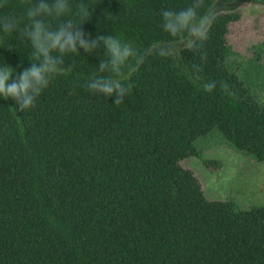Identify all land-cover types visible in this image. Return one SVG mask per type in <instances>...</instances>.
Instances as JSON below:
<instances>
[{
    "label": "trees",
    "instance_id": "trees-1",
    "mask_svg": "<svg viewBox=\"0 0 264 264\" xmlns=\"http://www.w3.org/2000/svg\"><path fill=\"white\" fill-rule=\"evenodd\" d=\"M240 1L205 0L200 13L214 22L204 63L161 27L162 10L192 0H69L68 16L46 18L53 28L79 22L75 13L86 3V38L116 35L151 51L120 105L85 86L102 45L66 55L72 72L55 77L34 108L14 115L15 102L0 97V264H264V206L210 200L182 166L191 157L220 163L197 146L216 128L264 162V103L228 63ZM36 2L6 0L0 18L15 16L23 27ZM165 45H175L181 61L155 53ZM31 52L18 32L0 28V65L15 69L13 79L30 66ZM191 64L217 82L212 92L187 78L182 69Z\"/></svg>",
    "mask_w": 264,
    "mask_h": 264
},
{
    "label": "clouds",
    "instance_id": "clouds-1",
    "mask_svg": "<svg viewBox=\"0 0 264 264\" xmlns=\"http://www.w3.org/2000/svg\"><path fill=\"white\" fill-rule=\"evenodd\" d=\"M5 3L6 0H0V8ZM204 7L205 0H192L179 11L169 8L161 12L163 31L182 45L184 50L199 54L201 63L207 61V53L202 49L209 39V30L214 22L212 14L200 13ZM70 12L69 0H38L34 4L29 3L27 23L23 27L21 20L15 16L0 18V28L5 34L18 32L20 38L27 39L32 48L28 57L30 66L17 73L14 79L15 69L8 64L0 65V97L11 98L15 102L16 107L10 109L14 115L34 108L37 98L55 77L72 72V64L64 66L66 55L78 54L81 49L91 55L98 52L101 45L105 49L103 59L96 67L97 72L89 75L85 86L93 94L115 96V105L123 104L125 97H128L132 86L127 81L143 65L151 49L142 52L116 35H97L95 38L88 35L86 38L80 27L92 15L86 3H80L75 13L79 22L66 19L55 28L46 22V18L60 20ZM155 53L163 58L182 59L175 45L160 46L155 49ZM182 70L198 89L209 93L215 89L217 82L205 81L200 75V65H185ZM220 86L224 89L228 87L224 82H220Z\"/></svg>",
    "mask_w": 264,
    "mask_h": 264
},
{
    "label": "rangeland",
    "instance_id": "rangeland-1",
    "mask_svg": "<svg viewBox=\"0 0 264 264\" xmlns=\"http://www.w3.org/2000/svg\"><path fill=\"white\" fill-rule=\"evenodd\" d=\"M234 8L242 19L231 25L228 63L251 83L264 103V4L244 0ZM197 146L205 159L220 162L206 166L195 157L182 161L200 181L208 199L232 201L242 210L264 206V162L236 149L217 128Z\"/></svg>",
    "mask_w": 264,
    "mask_h": 264
},
{
    "label": "water",
    "instance_id": "water-1",
    "mask_svg": "<svg viewBox=\"0 0 264 264\" xmlns=\"http://www.w3.org/2000/svg\"><path fill=\"white\" fill-rule=\"evenodd\" d=\"M249 1V0H248Z\"/></svg>",
    "mask_w": 264,
    "mask_h": 264
}]
</instances>
